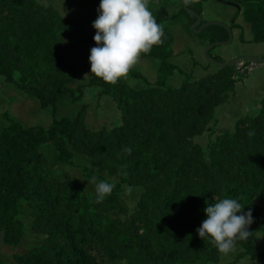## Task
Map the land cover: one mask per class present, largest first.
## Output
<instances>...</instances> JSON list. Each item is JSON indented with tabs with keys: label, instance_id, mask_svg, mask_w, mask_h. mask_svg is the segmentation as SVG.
I'll return each mask as SVG.
<instances>
[{
	"label": "trees",
	"instance_id": "obj_1",
	"mask_svg": "<svg viewBox=\"0 0 264 264\" xmlns=\"http://www.w3.org/2000/svg\"><path fill=\"white\" fill-rule=\"evenodd\" d=\"M55 1L0 0V77L53 111L63 97L75 102L97 86L116 103L121 123L90 129L88 105L48 128L0 112V249H15L9 264H264V95L258 113L240 117L233 131L217 134L215 123L216 109L247 72L230 66L181 78L171 61L173 38L164 30L163 43L141 56L156 61L155 79L134 87L127 79L108 85L92 75L80 85L61 36L75 35L80 25L62 17ZM185 1L201 15L204 0ZM227 1L239 5L236 17L249 26V42L263 43L264 0ZM159 11L158 24L172 19ZM237 21L230 27L245 41ZM217 29L223 36L208 44L229 39ZM129 75L144 79L137 71ZM176 76L179 85L171 83ZM205 134L210 138L202 146ZM93 177L115 184L100 203ZM222 198L237 199L254 221L232 260L196 231L207 218L205 201ZM0 264H7L1 250Z\"/></svg>",
	"mask_w": 264,
	"mask_h": 264
},
{
	"label": "rangeland",
	"instance_id": "obj_2",
	"mask_svg": "<svg viewBox=\"0 0 264 264\" xmlns=\"http://www.w3.org/2000/svg\"><path fill=\"white\" fill-rule=\"evenodd\" d=\"M64 1L57 0L52 4L62 17L78 22L80 25L75 35L66 36L61 34V36L65 42H63L64 45L69 49L68 55L72 56L73 59L75 58L72 61L78 69L79 84L85 86L92 78L89 56L91 48L96 47V44L88 40V37L96 34L92 24L98 17L97 9L99 8L100 0H83L79 4L71 2L69 8L63 5ZM148 7L154 17L160 12L159 10L164 9L166 11L163 14L172 18L163 20L161 25L173 38V57L171 61L181 68L183 72L182 77L176 76L171 79V83L175 85L181 83L178 84L179 77L186 78L187 76V78L199 79L208 73L218 70L219 67L211 64L205 57L204 51L213 38L223 36V32L217 27L226 30L225 26H232L237 20L244 27L245 41L241 40L240 33L234 29L232 31L233 42L228 46H218L211 49L209 58L218 62H226L242 55L264 58V42H249L252 39L250 28L244 23L240 15L236 17L238 11L232 6L224 5L214 0L201 2L199 7L202 12V23L216 22L205 29L203 31L204 34L199 32L201 26L194 28L197 20L193 22L192 16H189V18L185 16V13L181 12L180 0H149ZM210 28L212 29L208 30ZM156 64V61L151 59L140 58L139 63L131 71L140 72L144 79L137 80L129 75L126 80L127 83L138 87L145 85V79H155L157 73ZM235 86V92L230 96L229 101L216 109L215 123L218 128L216 129L217 134L224 131H233L240 117L246 114L256 115L258 113L264 95V63L258 64L252 73H246L241 79L237 80ZM100 90L97 86L86 88L85 95L75 102L70 97L65 96L57 104L56 110L53 111L52 108L42 109L36 99L27 93L21 92L14 84L7 83L0 77V112L6 113L11 119L20 121L24 126L48 128L53 123L54 118L74 117L81 106L88 105V125L90 129L96 131L104 126L112 128L120 125L121 114H115L117 110L116 103L108 96L101 97ZM207 138L208 136L205 134L199 139L202 146L207 144L210 137ZM50 159L52 162L55 161L54 157H50ZM61 172L64 175L67 171L62 169ZM65 174L67 175V173ZM260 236H263V233H260ZM27 242L29 243V241H24V243ZM24 248L28 247L24 246ZM0 250L7 264L13 262L15 249L2 246ZM16 251H19V253L24 252L19 248ZM235 252L236 250L227 254V259H231ZM237 264L261 263L259 260L243 259Z\"/></svg>",
	"mask_w": 264,
	"mask_h": 264
},
{
	"label": "clouds",
	"instance_id": "obj_3",
	"mask_svg": "<svg viewBox=\"0 0 264 264\" xmlns=\"http://www.w3.org/2000/svg\"><path fill=\"white\" fill-rule=\"evenodd\" d=\"M148 5L149 0H100L99 14L92 24L96 30L93 37L96 47L90 50L91 75L108 85H116L128 78L142 54H149L154 46L163 43V26L156 22ZM131 151L130 147L124 148L129 155ZM91 182L95 184L97 203L115 187L114 183L96 182L95 177ZM131 191L127 189L129 194ZM205 203L207 218L196 231L201 240L209 239L219 253L233 252L237 241H247L252 235L249 231L254 222L252 211L244 212V206L237 199L222 198L212 204Z\"/></svg>",
	"mask_w": 264,
	"mask_h": 264
},
{
	"label": "water",
	"instance_id": "obj_4",
	"mask_svg": "<svg viewBox=\"0 0 264 264\" xmlns=\"http://www.w3.org/2000/svg\"><path fill=\"white\" fill-rule=\"evenodd\" d=\"M180 1H181V4H182L183 8L186 11L188 10L187 12H189L190 14H192L196 18L197 22H196L194 28L196 29L198 26H201V29L199 31L200 33H202L209 26H211V25L216 23V22H209V23L203 24L202 23V20H203L202 17L198 13H196L193 10L189 9L187 7V4H186L185 0H180ZM214 1H216L218 3H221V4H224V5H229V6L235 7L237 9L240 8L238 4L230 2V1H227V0H214ZM225 28H226V31L229 34V39L227 41L213 42V43L209 44L206 47L205 51H204L205 57L211 62V64H213V65H215L216 67H219V68H226L228 66L236 65L240 61H253V62L262 63V64L264 63V58H259V57H254V56H240V57L233 58V59H231L229 61H226V62H218L216 60H211L209 58V52H210L211 49H213L215 47H218V46H228L229 44H231L233 42V32H232L230 26H225Z\"/></svg>",
	"mask_w": 264,
	"mask_h": 264
},
{
	"label": "bare ground",
	"instance_id": "obj_5",
	"mask_svg": "<svg viewBox=\"0 0 264 264\" xmlns=\"http://www.w3.org/2000/svg\"><path fill=\"white\" fill-rule=\"evenodd\" d=\"M186 2V1H185ZM181 3V1H180ZM182 6V4H181ZM183 8V6H182ZM235 8V7H234ZM190 9V8H189ZM183 10H185L183 8ZM186 11V10H185ZM189 13V12H187ZM190 14V13H189ZM192 15V14H191ZM193 16V15H192ZM258 64H262V63H257V62H253V61H240L238 62L236 65L237 67V71L240 73V74H243L245 71L249 74V73H252L254 71V69L257 67ZM230 67V66H228Z\"/></svg>",
	"mask_w": 264,
	"mask_h": 264
},
{
	"label": "flooded vegetation",
	"instance_id": "obj_6",
	"mask_svg": "<svg viewBox=\"0 0 264 264\" xmlns=\"http://www.w3.org/2000/svg\"><path fill=\"white\" fill-rule=\"evenodd\" d=\"M187 4V3H186ZM188 7V6H187ZM189 8V7H188ZM192 10V9H191ZM195 12V11H194ZM201 16V15H200ZM243 56V55H242ZM238 57H240V56H238Z\"/></svg>",
	"mask_w": 264,
	"mask_h": 264
}]
</instances>
